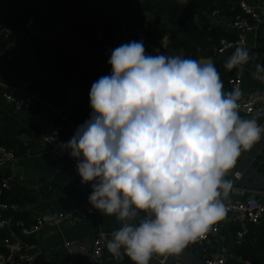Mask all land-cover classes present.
<instances>
[{"label": "clouds", "instance_id": "clouds-1", "mask_svg": "<svg viewBox=\"0 0 264 264\" xmlns=\"http://www.w3.org/2000/svg\"><path fill=\"white\" fill-rule=\"evenodd\" d=\"M154 51L142 38L113 48L110 74L91 85L89 118L60 145L90 184L91 206L120 222L108 252L131 264L203 238L225 215L237 157L264 138V110L242 117V90L226 91L214 63ZM253 55L238 45L224 68L242 71ZM252 75L264 83V64Z\"/></svg>", "mask_w": 264, "mask_h": 264}, {"label": "trees", "instance_id": "trees-1", "mask_svg": "<svg viewBox=\"0 0 264 264\" xmlns=\"http://www.w3.org/2000/svg\"><path fill=\"white\" fill-rule=\"evenodd\" d=\"M96 1L100 9L107 11L106 15H86V7L78 6L76 0H0V82L16 86L29 81L30 91L42 99L35 102L32 110L55 115V109L70 123L59 115L53 120L68 130L89 118L91 85L111 72L106 51L127 42L125 38L114 42V23L122 25L125 22L126 35H130L131 40L142 38L147 54H155L154 50L159 49L166 55L193 59L216 57L223 38L233 40L237 37L232 28L200 23L202 17H211L231 24L241 11L237 0ZM147 12L152 13V18L145 22L141 14ZM55 25L80 41L81 53L72 54L67 39L18 43L20 35H26L31 29H50ZM95 27L104 28L112 42L97 41L93 33ZM224 62L214 65L228 91L236 69L225 72ZM3 91L5 89L0 87L1 94ZM23 134L32 136L31 130L14 114L0 115V146L14 149L18 156L26 154L30 145L20 137ZM1 203L17 205L22 201L10 196L7 188L0 195ZM0 214L3 218H12V229L19 235L22 234L19 221L23 222V227L33 223L27 212L0 207ZM263 226L264 223L254 226L245 243L236 246L234 264H264ZM1 231L7 234V230ZM4 250L0 245V251Z\"/></svg>", "mask_w": 264, "mask_h": 264}, {"label": "crops", "instance_id": "crops-1", "mask_svg": "<svg viewBox=\"0 0 264 264\" xmlns=\"http://www.w3.org/2000/svg\"><path fill=\"white\" fill-rule=\"evenodd\" d=\"M248 1L264 6V0ZM200 23L208 26L217 23L223 28H232L229 22L220 23L219 20L211 17H202ZM121 26L124 29V26ZM116 34L119 33L116 32ZM126 36L124 30L121 38L124 39ZM247 39L248 49L254 55L245 66L242 97L245 99L256 97L258 101L264 103V83L252 75L257 63L264 64V10L257 29L249 32ZM234 50L218 53L216 57L209 58L212 63L226 61ZM202 58L205 57L200 59ZM227 71L225 69V72ZM53 111L55 115H59L70 123L65 115L59 114L55 109ZM1 114L4 116L14 114L32 132L31 137L29 134L20 136L25 142H29L30 150L24 155H19L13 166L0 168V175L14 174L16 176V180L9 187L10 196L22 201L21 204H17L16 210L27 212L31 221L41 214L58 216L63 213L65 215L60 225L47 224L37 235L26 238L28 243L37 244L34 264H93L94 237L101 231L111 234L120 226V222L114 216H103L91 206L88 202V196L92 191L90 184H82L80 176L73 170L70 162L50 152L44 142L35 136L47 128L48 118L36 121L30 111H15L10 103L1 98L0 93ZM239 114L244 118L254 115ZM55 115L49 116L53 120ZM258 123L264 124V115L258 118ZM236 171L239 177L233 174L226 177L231 181L232 186L225 201L242 199L254 191L264 190V138L242 156L236 165ZM20 177L22 180L18 179ZM89 209L92 212H89ZM234 231L235 226L225 221L218 235L212 236L204 243L198 240L190 242L180 254L169 255L167 261L174 264H206V259L217 256L222 247H227L229 254L236 259ZM6 236H9V231L5 235L3 231H0L1 246ZM163 257L154 256L150 264H158ZM122 262L131 264L127 257H122Z\"/></svg>", "mask_w": 264, "mask_h": 264}, {"label": "built area", "instance_id": "built-area-1", "mask_svg": "<svg viewBox=\"0 0 264 264\" xmlns=\"http://www.w3.org/2000/svg\"><path fill=\"white\" fill-rule=\"evenodd\" d=\"M241 8L240 13L235 17L231 23L232 29L236 32V39L223 38L217 48L218 53H224L226 51L235 49L238 45H243L248 48V34L249 32L257 29L258 23L262 20L264 6L262 4H252L248 0H237ZM216 12H213L215 14ZM105 29L101 27L94 28V35L97 41L103 40L105 43L112 41L111 36H106ZM119 34H116L114 42H119L122 38ZM67 39V43L71 48V53L75 54V50L79 47L80 41L72 35H68L67 31L58 25L48 28H35L31 29L26 35H20L18 43L25 44L32 40L36 41H61ZM110 53L108 49L106 51ZM246 66V65H245ZM245 67L242 71H235V74L230 78V90L234 87H239L242 90L243 75ZM0 87L5 91L1 94V98L10 103L15 111L25 110L32 112V115L36 121H40L48 118L47 128L38 132L35 136L41 139L47 146V149L59 156H62L70 162L73 170L77 173L76 160L68 154V151L62 150L61 143H66L73 136L77 127H73V130H68L61 124L56 123L50 118L49 113H42L33 111V105L37 100L42 101L40 97L30 91V82L25 81L20 85L12 86L0 82ZM239 113L242 114H255L259 110H264V103L258 101L256 97L244 98L240 100ZM61 114L60 112H58ZM62 115V114H61ZM65 118V117H64ZM264 125L263 123H260ZM54 137V139H51ZM248 151L242 150L237 157L234 167L229 171V174H233L239 177V173L236 171V165L242 156ZM19 156L16 151L7 146H0V168L13 166L18 160ZM78 174V173H77ZM227 175V176H228ZM226 176V177H227ZM22 180V177L18 178ZM16 180L14 174L0 175V195L4 189L10 187L12 182ZM226 212L224 217L214 222L209 232L201 239H198L200 243L207 242L212 236L218 235L220 229L225 221H229L235 226L234 231V246H240L245 243L248 235L251 234L254 226H259L264 223V190H257L248 195L245 198L225 201ZM1 209H17L16 204H0ZM92 212L91 209L88 210ZM54 217V218H51ZM65 219V215L60 213L58 216H52L48 214H41L35 217L33 223L29 226L23 227V222L18 223L22 226V234L18 235L12 229V218H3L0 214V231L5 229L9 231V236L3 239L4 251H0V264H34L37 256V244L28 243L26 238L37 235L45 225H60ZM110 234L104 231L99 232L93 239V264H104L110 262L112 264H123L122 258L118 260L113 257L106 248V240L110 239ZM69 244V243H68ZM167 257L161 259V264H174L167 261ZM239 259V258H238ZM237 261L233 258L227 247H222L217 256L206 259V264H234L233 261Z\"/></svg>", "mask_w": 264, "mask_h": 264}, {"label": "rangeland", "instance_id": "rangeland-1", "mask_svg": "<svg viewBox=\"0 0 264 264\" xmlns=\"http://www.w3.org/2000/svg\"><path fill=\"white\" fill-rule=\"evenodd\" d=\"M133 1V0H132ZM76 2H77V5L78 6H80V7H83V5H84V7H86V15L87 14H90V15H94V14H96V15H101V16H103V15H106L107 14V11H105V10H102V9H100V6H99V2L98 1H92V0H76ZM142 15V17H144V19H145V22H147V21H149V20H151V18H152V13H150V12H147V13H143V14H141ZM129 17V16H128ZM124 24H125V22L124 23H122V25L124 26ZM132 35H134V34H132ZM122 40V39H121ZM120 40V41H121ZM124 41H127V42H129V41H132L131 40V36L130 35H128V36H126L125 37V39H124ZM112 42V41H111ZM121 43V42H120ZM104 49V48H103ZM113 48L111 47V48H109V50H110V53H111V50H112ZM83 50V47H78L76 50H75V53H81V51ZM85 52H83V54H84ZM110 53H107L109 56H110ZM106 57V56H105ZM107 58V57H106ZM108 59V58H107ZM54 108V107H53ZM262 229L264 230V226L262 227Z\"/></svg>", "mask_w": 264, "mask_h": 264}, {"label": "water", "instance_id": "water-1", "mask_svg": "<svg viewBox=\"0 0 264 264\" xmlns=\"http://www.w3.org/2000/svg\"><path fill=\"white\" fill-rule=\"evenodd\" d=\"M113 29H114L117 33H119L121 36L124 35V29H123V27H122L119 23H114V24H113ZM200 60H203V61H211V62H212L211 58H202V59H200ZM239 189H243V188H242V187H239ZM240 191H241V190H240ZM158 264H161V261H159Z\"/></svg>", "mask_w": 264, "mask_h": 264}]
</instances>
